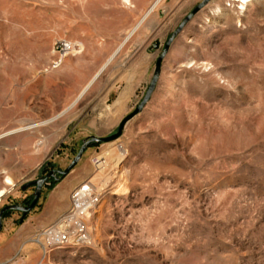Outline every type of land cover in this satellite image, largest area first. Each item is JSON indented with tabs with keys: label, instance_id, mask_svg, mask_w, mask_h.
<instances>
[{
	"label": "rangeland",
	"instance_id": "rangeland-1",
	"mask_svg": "<svg viewBox=\"0 0 264 264\" xmlns=\"http://www.w3.org/2000/svg\"><path fill=\"white\" fill-rule=\"evenodd\" d=\"M203 1L0 0V211L28 206L27 182L118 131ZM61 42L71 50L56 68ZM83 183L98 194L87 242L44 255L35 235ZM22 216H3L0 237L16 244L0 243V264H264V0H210L122 135L91 144Z\"/></svg>",
	"mask_w": 264,
	"mask_h": 264
},
{
	"label": "built area",
	"instance_id": "built-area-1",
	"mask_svg": "<svg viewBox=\"0 0 264 264\" xmlns=\"http://www.w3.org/2000/svg\"><path fill=\"white\" fill-rule=\"evenodd\" d=\"M58 47H61V56L53 63L56 68L61 65L64 57L71 50V44L61 42ZM96 196L97 192L89 183H83L73 191L69 209L55 223L38 232L33 239L42 247L44 255H47V249L55 248L59 243L82 246L87 242L86 219L90 215V206Z\"/></svg>",
	"mask_w": 264,
	"mask_h": 264
},
{
	"label": "water",
	"instance_id": "water-1",
	"mask_svg": "<svg viewBox=\"0 0 264 264\" xmlns=\"http://www.w3.org/2000/svg\"><path fill=\"white\" fill-rule=\"evenodd\" d=\"M210 2V0H204L202 3H200L181 23V25L179 26V28L171 35L169 41L167 42L162 54L159 56V58L157 59L156 62V67H155V74L154 77L151 81L149 90L144 98V100L142 101V103L139 105V107L130 115L126 116L120 123L118 131L111 135V136H107V137H99V136H92L89 139H87L86 141L83 142V145L81 146L79 152L77 153V155L74 157V159L72 160V162L68 165V167L65 170H53L50 171L44 178L38 179V180H32L30 182H27V184L24 185V189L28 188L29 186H35V192H34V197L32 202L28 205V206H21V205H9L4 207L1 211H0V231L3 228V216L6 212L8 211H19L23 213L22 219L21 221L24 220V218L27 216V214L29 212H31L35 206L37 205L40 196H41V192L43 187L45 186V184L48 182V179L50 177L55 178V180H60L63 179L64 177H66L71 170L78 164V162L82 159L85 151L87 150V148L93 144V143H104V142H109V141H113L118 139L122 133L123 130L127 124V122L134 117L136 114H138L141 109L144 107V105L146 104V102L149 100L157 81L160 78V74H161V66H162V62L164 57L166 56V54L168 53V50L170 48L171 43L174 41V39L180 34V32L182 31V29L184 28V26L208 3ZM109 64V63H108ZM108 64H106V66H104V68L98 73V75L96 76V78L94 79V81H92V83L90 84V86L88 87V89L91 87V85L97 80V78L102 74V72L105 70V68L108 66ZM87 89V90H88ZM86 90V91H87ZM85 91V92H86ZM15 133V132H13ZM12 134V133H11ZM56 174H59L60 176L57 177Z\"/></svg>",
	"mask_w": 264,
	"mask_h": 264
},
{
	"label": "crops",
	"instance_id": "crops-1",
	"mask_svg": "<svg viewBox=\"0 0 264 264\" xmlns=\"http://www.w3.org/2000/svg\"><path fill=\"white\" fill-rule=\"evenodd\" d=\"M143 20V19H142ZM142 20L131 30V31H134V30H136L137 28H138V26L140 25V23L142 22ZM131 34V33H130ZM129 34V35H130ZM128 35V36H129ZM127 36V37H128ZM126 37V39H124L123 40V42L117 47V49L115 50V52L112 54V56L105 62V64L99 69V71L94 75V77L87 83V85L82 89V91H84V93H85V91L88 89V87L90 86V84L92 83V81H94V79L96 78V76L98 75V73L104 68V66H106V64H108V63H110L112 60H113V58L115 57V56H117V54L121 51V49L123 48V46H124V44L128 41V39L129 38H127ZM109 65V64H108ZM94 84V83H93ZM92 84V85H93ZM91 85V86H92ZM81 91V92H82ZM81 92H80V94H81ZM83 93V94H84ZM75 104V102H73V104L71 105V106H69L67 109H65L63 112H62V114L63 113H65V112H67L73 105ZM106 121V120H105ZM8 183H10V179H8V181H7ZM2 194H3V191H0V197L2 196ZM31 231V230H30ZM26 236H28L29 235V232L27 231L26 233ZM7 241V242H6ZM0 243H2V244H4V243H9L10 245H13V244H16V242L14 241V240H12V239H9V240H5V237L4 236H1L0 237Z\"/></svg>",
	"mask_w": 264,
	"mask_h": 264
},
{
	"label": "bare ground",
	"instance_id": "bare-ground-1",
	"mask_svg": "<svg viewBox=\"0 0 264 264\" xmlns=\"http://www.w3.org/2000/svg\"><path fill=\"white\" fill-rule=\"evenodd\" d=\"M234 1H237V2H239L240 4L245 5V4H247L250 0H234ZM157 3H158V1H157L154 5H152L151 10H153V9L156 7ZM9 133H11V132H9ZM97 198H98V194H97V196H96V199H97ZM92 201H93V200H92ZM92 204H93V202H92ZM90 210H92V205L90 206ZM66 246H69V244H67V243H59L58 246H56L55 248H56V249H57V248H63V247H66ZM55 248H49V249H47V253H48V251L53 250V249H55Z\"/></svg>",
	"mask_w": 264,
	"mask_h": 264
},
{
	"label": "flooded vegetation",
	"instance_id": "flooded-vegetation-1",
	"mask_svg": "<svg viewBox=\"0 0 264 264\" xmlns=\"http://www.w3.org/2000/svg\"><path fill=\"white\" fill-rule=\"evenodd\" d=\"M50 178H52V177H50ZM50 178H49V179H50Z\"/></svg>",
	"mask_w": 264,
	"mask_h": 264
}]
</instances>
